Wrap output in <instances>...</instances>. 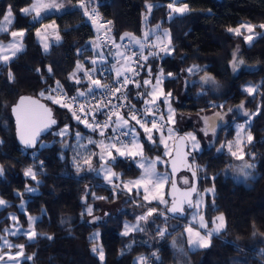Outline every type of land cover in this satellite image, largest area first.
Wrapping results in <instances>:
<instances>
[{"label": "trees", "instance_id": "obj_1", "mask_svg": "<svg viewBox=\"0 0 264 264\" xmlns=\"http://www.w3.org/2000/svg\"><path fill=\"white\" fill-rule=\"evenodd\" d=\"M72 2L79 8L38 21L34 13L25 15L21 11L32 6L33 0H0V23L9 8L15 18L9 32L0 33V41L9 40L12 31H25L24 50L10 63L0 64V166L4 169L0 174V198L8 203L0 209V235L11 225V214L18 215L23 226H27L29 217L38 218L33 241L25 236L14 238L24 246L22 264H138L136 259L140 257H145L146 264H175L177 261L172 243L182 234L188 214L186 218L168 216V206L140 202L141 194L116 190L95 172H88L86 168L78 170L69 159L73 136L77 133L98 136L100 130L86 127L74 118L73 110L47 99L49 94L58 96L59 93L51 92L57 81L69 95L87 87L83 79L77 83L70 78L79 62H84L86 68L92 67L89 60L93 51L86 46L102 31V27L94 28L86 21L81 12V5L86 4L110 25V29L106 25V34L115 58L117 47L110 41L109 31L118 42L125 33L143 40L149 28L159 26L160 32L169 30L173 51L163 57L150 54L158 47L148 50L147 63L138 79L140 86L129 90L137 106L145 105L146 95L138 96L147 93L144 78L156 76L162 69L166 75L172 73L173 78H167L164 86L174 97L185 83V98L180 108L185 114L226 113L244 105L246 112L254 116L249 128L252 140L245 145L246 161L253 165L249 168L253 175L247 184L237 183L225 175L230 156L226 151L217 152L222 142L233 135L235 117L220 128L212 147L192 154L197 195H202L201 213L209 224L223 214L226 228L222 235L213 238L209 248L188 252L187 256L192 264H264V29L260 27L264 24V0H182L179 3L189 7L188 13L171 19L168 5L173 0ZM148 4L153 6L150 11ZM52 21L57 25L60 41L45 52L36 31L43 23ZM244 23L254 26L258 34L250 45L244 38L245 30H241V35L227 31ZM149 38L156 40L151 34ZM129 46L140 48L132 43ZM238 48L244 66L250 69L234 74L231 62ZM193 65L199 70L187 74V69ZM205 76H211L213 82L203 84ZM249 87L255 89L251 94L246 91ZM41 92L45 95L41 96ZM22 95L46 102L59 121L35 150L22 148L16 138L11 107ZM162 110L159 104L157 113H163ZM130 122L135 125V121ZM62 127H67L68 132L57 135ZM138 130L145 151L150 156L163 155L164 148L158 142L148 141L144 131L139 127ZM102 137L108 142L111 131ZM152 137L158 140L157 135ZM115 156V162L109 163L124 181L140 176L141 171L131 158ZM29 167L36 173L35 180L24 174ZM28 188L36 189L37 193H29ZM23 202L25 212L20 209ZM99 203L108 206L120 203V210L93 225L91 218L101 214ZM91 207L95 214L87 212ZM149 209L155 211L141 224L142 231L128 236L122 234L125 223L137 221ZM161 230H164L163 236ZM96 231H100V236L93 239ZM93 247L102 248L103 261L92 251Z\"/></svg>", "mask_w": 264, "mask_h": 264}, {"label": "rangeland", "instance_id": "obj_2", "mask_svg": "<svg viewBox=\"0 0 264 264\" xmlns=\"http://www.w3.org/2000/svg\"><path fill=\"white\" fill-rule=\"evenodd\" d=\"M67 1L69 3H67ZM36 2H37V0H34L33 4H35ZM41 3L49 4V5H56L57 7L41 8L40 9V16L38 18L36 17V19L38 21H41L42 19H44V18H46L52 14H61V13L73 10V8H71V5H73L72 0H41ZM67 4H69V5L67 6ZM181 4L179 2H177V3H175L174 7H183L185 5V4L184 5H181ZM29 8H31V6ZM187 9L188 10L183 12V13H175L172 11V9H170L171 13H170L169 18L171 19L175 16L184 15V14L188 13V11H189L188 6H187ZM8 10H7V12H8ZM7 12L5 13V15L7 14ZM31 13H34L36 16V13L34 11ZM11 19H12V23L7 25L8 30L5 32H0V33L9 32V29L11 28V26L13 25V23L15 21L14 15H12ZM1 23H5L3 19L1 21ZM243 25H251V24L250 23H244ZM160 30L161 29L159 27L149 28L150 34L154 33L151 35H153L155 38H156V35L161 36L162 42H158L159 46H158L157 52L159 54L163 55V57H165L167 55H170L171 53L165 54L164 52L160 51L161 47L168 45V40L166 38H164V36H163V33L165 30H163L162 32H160ZM241 30H245L247 36L251 35L253 37L251 42L246 40L247 44H249V45L251 43H253V41L258 37V34L254 30L252 32H248L246 28H241L240 31ZM167 31L169 32L168 29H167ZM17 32H20V31H17ZM23 32H24V35L22 38L17 37V39L22 40V50L17 52L15 56H11L8 62L13 61L24 50L23 39L25 36V31H23ZM169 34H170V32H169ZM36 35H37L38 42L42 45L43 50L45 52H48L50 50V48L52 47V45L57 44L60 41V37L58 35L57 25L53 21L43 23L41 25V27H39V29L36 31ZM170 39H171V36H170ZM12 40H13V38L11 37L7 41H0V44L7 46L10 42H12ZM110 41L114 45H119L121 43H124L125 41H128L129 43H131L129 40V37H125L123 40L120 39V41H118V42L110 37ZM45 45H47V50H45ZM168 46H170L172 48L171 44ZM86 47L93 51V56L89 60L92 67L86 68L84 62H79L78 64L81 66V68H80V70H77V68H76V70H75L76 75L74 78H71V79L74 81L79 80V82L81 79H83L87 83V86L89 87V81L85 76V72H90L91 69L95 68L96 73L93 75V79H100L99 74H103L106 67L104 65L105 62L103 59V55H102L101 51L99 50L96 41L94 39L90 40L87 43ZM234 53H235V56L233 55L234 56L233 61L235 60L237 62L235 71L233 70V61L231 62V68H232V71L234 72V74H238L243 69H246V70L250 69L249 67L244 66L243 61L240 58V49L238 48ZM5 54H7V53H5ZM125 56H126L125 51H122V50L118 51V56L116 57V59L118 60V63L116 64V66L114 68L116 74L118 71L124 74L126 72V65L131 64L130 60L126 59ZM94 60L96 61L95 64L92 63V61H94ZM240 61H242V63H240ZM2 63H5V62L0 61V64H2ZM190 73H192V72L187 71V74H190ZM158 77H162V78H161V83L157 86L155 97H149L146 95L144 98H145V100H149V99L155 100V103L149 106V107H152V110H153V107H159V104H161L163 107V110H162L163 113H157L156 110H153L154 112H151L152 116H154L159 121H160L161 116H163V118H164L163 122L160 121V123L163 124L164 129H162V130L159 129V131H157V133H154V130H155L154 129L151 133L152 136L153 135L158 136V140H155L152 137L151 143L155 144L156 142H158V144H160L164 148L163 155L150 156L145 151V147H144V144H143L142 139H141V134H140V131L138 130L139 126H136L130 122V126H135L136 132L138 133V136H139V143L142 145L141 155L136 156L135 159L131 158L135 162L136 166L141 171L140 176L138 178L128 179V180L124 181L122 178V175L120 173L116 172L115 169L110 165L109 162L111 161V159L107 155V150L103 146H101L99 144V142L103 141L104 145H107V144H109V142L111 143V140L106 142V140L100 135V131H99L98 136H94L92 134L91 135L80 134L79 138L77 137V134H75L73 136L74 143H73L72 151L69 155V159L72 162V164L75 167H77L76 165L79 164L80 165L79 168H86L88 172H95L99 177L104 179V182L106 185L111 186L116 190L128 192L131 194H133L134 192H137L138 196H139V194H141L143 199L140 202H145L147 204L148 203H157V204L163 205L164 207L168 206V208H169V201H170L171 195L174 192V190H172V187H173L174 180H175L174 172L172 171L171 159L173 158V156L177 150L178 140L180 137L179 136L180 134L177 135V133H180V131H184V129H186V131L183 133L187 134L190 152L192 154H194L196 152H201L204 148L212 147L216 142L220 128L223 127L224 125L228 124V122H230L235 117L236 119L233 120V122H232V128H233L232 134L233 135L231 137H227L226 140H224L222 142L221 145H225V147L223 149H221V145H220L218 149H221V150L217 151V152L220 153L222 151H226L230 156L229 157V165H228L227 169L225 170V175L227 177L233 178L237 183H246L247 184L249 178H251V176L253 174L251 173L249 168L244 167L245 164H248L246 161L245 145L247 143H250V142H248L247 137H248V135H251L249 128H250V125H251V122H252V119L254 116L250 115L248 112H246L244 105H242V107H241V105H239L233 111H229L226 113L225 112L222 113V112L210 111V112L196 114V115L185 114L182 111V109L180 110L181 106L183 105V100L185 98V93H184L185 92L184 91L185 90V88H184L185 83L184 82H183V84H181V86L178 89L177 95L174 97L172 92H168L164 86L165 80L167 78H173V77L166 75L163 72L161 73V71H159L156 76H147L144 78V81L145 80L151 81V84H149V85L144 84L145 87L147 88L146 92L149 93L152 91L153 86L156 85V80ZM209 77L211 79H206ZM144 81H143V83H144ZM202 82H203V84H208L210 82L212 83L213 78L211 76H205L202 78ZM87 90H88V88H87ZM87 90L82 91V92L87 93ZM168 93H171V95L169 96ZM166 96H167V102H165ZM169 108L171 109V119H169ZM245 113H247V114H245ZM205 118H208L207 124L205 123ZM213 123L215 124V131H213L212 127H211V125ZM240 125H243L244 127H243V129L238 130V126H240ZM147 127H149V126H147ZM149 128H151V127H149ZM169 128H171L173 131V134L171 136L168 133ZM61 130H66L65 134L68 132L67 127L60 128L58 130V132H61ZM161 134L163 135V143H161V139H160ZM189 134H191V136ZM193 136L195 137V142H198L199 147H194V141L192 139ZM89 139L96 141L97 143H89L88 142ZM229 143H231V145H232V151H235L237 153V156L242 155L243 156L242 159H238L237 156L231 155V153L227 149V145ZM111 151H112L113 156L117 155V153L115 152V149H112ZM166 152H167V155L165 154ZM102 153L104 155L103 160L100 158ZM157 157H159L160 159L157 160ZM74 158H75V160H74ZM85 160H87L88 163H85ZM140 161H156L155 172L161 176H167L168 179L165 180L162 185L157 184L155 187H153V185L156 184L155 179H153L151 182H148L147 183V187H148L147 193L144 192L143 186H141L139 190H137V188L132 184H129L128 187L125 188L124 185L128 181H135V180L139 179L144 174V168H141L139 166ZM161 161H163V162H161ZM102 167H110L112 172L116 174L115 176L111 177L112 183H109L108 180L105 178L106 173L100 170ZM145 167H147V163H145ZM90 168L93 170H90ZM176 168L179 169L180 167H176ZM241 168H244L243 172H241V170H240ZM175 174H176V176L178 175L176 173V170H175ZM28 177H30V176H28ZM170 181H172V183ZM28 189H33V191H29ZM28 189H27V191L31 194L37 193V190L34 188H28ZM171 191H172V194H171ZM145 195L148 196L147 200L144 199ZM161 199L166 201V203H161L160 202ZM201 201H202V195L199 194L198 199L196 201V205H195L196 207L193 210L189 211L188 217L186 219L187 223L183 227V232H182L183 239H177L178 240L177 243L182 244V245L177 244L176 246L173 247L174 253H176L175 256H176L177 260H179L180 264H185L187 262L185 260L186 259L185 257H187V256H184V255H187L188 252L191 253V252H195L197 250H203V249L209 248L211 243H212L213 238L219 237L220 235H222L223 231L226 228V221H225V217L223 214H219L213 220L212 224H209V221L205 218V215L201 213L202 212L201 211V208H202ZM136 203H139V202H136ZM7 205H8V203H6V205L0 206V209L6 207ZM22 205H23V207H21ZM97 206L101 209V214H98L97 216H94L91 218V223L93 225L103 221L107 215H115L120 210V203H116V204L110 205V206L105 205L104 203H99ZM20 209L22 212H25V202H23L20 205ZM91 209H92V207H91ZM93 212H94V210L92 209L91 214H93ZM94 214H95V212H94ZM221 215L224 217V227L219 231V233H216L213 231V229H215L217 224L219 223L217 218L220 217ZM149 216H147V218ZM9 217L11 218V225L7 228L9 231H6L5 234L0 235V237H3L4 240H7L11 244L19 245L14 240V238H17L19 236L27 237L26 235H23L22 233L31 232L33 230L35 231V224L38 221V218L35 217L36 221L33 225L30 226L29 219H28L27 226H23L18 219V215L11 214ZM12 217H15L16 220H13ZM146 220H139L138 219L137 221H135L133 223H131V222L125 223V225L126 224L129 225V230H127V234H125L126 229H125V225H124V229L122 231V234L125 236H128L131 233L139 231L137 229L131 228V226L138 224L141 228V224ZM201 220L206 225V227H201ZM188 227H192L194 229L193 233L189 234L186 231V228H188ZM196 232H199L201 236H205L210 241V244L208 247H197V246L190 244L188 242L190 237L193 240L198 239V237L195 235ZM209 232H212L211 236H207V233H209ZM12 233H16V234L13 235ZM35 233H36V231H35ZM99 236H100V231L99 232L96 231L93 234V239H98ZM35 237H36V235L32 239H29L28 237L27 238L29 241H33L35 239ZM4 240H0V255H4L6 253L15 255L18 251H20V249H18V248H8L7 245L4 244ZM23 252H24V247H23ZM17 259L19 260V264H22V262L24 261V256L18 257ZM5 262H6V264H16V261L9 260L7 255H5V259L3 261H0V264H5ZM136 263L146 264V259H144L143 261H140L139 258H137Z\"/></svg>", "mask_w": 264, "mask_h": 264}, {"label": "snow or ice", "instance_id": "obj_3", "mask_svg": "<svg viewBox=\"0 0 264 264\" xmlns=\"http://www.w3.org/2000/svg\"><path fill=\"white\" fill-rule=\"evenodd\" d=\"M176 0H173L172 4H169L168 7L170 9H172L173 12L175 13H183L185 11H187V5H184L183 7H174ZM83 6V5H82ZM51 7H57L56 5H49V4H43L41 3V0H37V2L35 4H33L31 6V8H25L22 9L21 11L25 14L28 15L31 12H35L36 13V17L38 18L40 16V9L41 8H51ZM153 6L151 4L147 5L148 10L150 11L151 8ZM12 11L11 8H9L7 14L3 17V20L5 23H0V32H5L7 31V25L12 23ZM85 15H88L87 10H85ZM93 15H98V13H95V10H93ZM91 19V17H89ZM145 19H147V17H145ZM93 23H95V20H93ZM108 23H111L110 21ZM159 27V26H157ZM253 27L251 25H241L238 28H228L227 31H229L230 33H233L235 35H241V28H246L248 32H252L253 31ZM260 27L262 29H264V24L260 25ZM154 34V33H151ZM11 37L13 38L12 42H10L7 46L0 44V61H3L5 63H7L10 59L11 56H15L17 52L22 50V40L21 39H17V37L22 38L24 35L23 31L17 32V31H12L10 33ZM150 36V32H144L143 34V40L140 38H136L134 36H132L129 33H125L124 36L121 37V40H123L125 37H129L130 38V42H134L135 44L140 46V53L142 54L144 51V48L146 47V42L148 41ZM164 38H166L168 40V45L171 44V40H170V34L167 30L164 31L163 33ZM247 41L251 42V40L253 39V37L251 35L245 36L244 37ZM156 41L157 42H162L161 40V36L156 35ZM164 46L160 48V51L164 52L165 54H169L171 53V51H173V49L170 46ZM159 43L152 45V47H158ZM117 48L120 47V45H116ZM45 50H47V45H45ZM7 53V54H5ZM152 55H159V53H150ZM133 55H136V53H133ZM233 55L235 56V53H233ZM142 59L147 60L146 56H142ZM93 64L96 63V61H92ZM135 63L140 66L143 67V65H139V61H135ZM236 61H233V70L235 71L236 69ZM240 63H242V61H240ZM81 66L78 64L77 65V70H80ZM194 70H199L198 66L193 65L191 68L187 69L188 72H193ZM49 73L52 72L51 67L48 68ZM150 69H149V73H150ZM162 69H161V73H162ZM96 73V69L93 68L90 70V72H85V76L89 81V87L87 90V93L85 92H78V95L76 97H67V101L68 102H63L61 98H59L58 96H54L49 94L47 96V99L51 100L53 103L60 105L61 107H65L68 108L70 111H72V104L76 103L78 101V97H84V96H92L93 98H95V94L97 91H102V94L106 97V99L103 101L104 106L108 107L109 105H111V109L109 113H105V115L108 116V119L103 123L100 124L99 122H96L94 124H89L87 122V119H81L80 115L77 114L78 112L84 113L85 112V108L83 103H79L78 107H77V111H73V116L75 119H77L78 121L82 122L85 124L86 127L91 128L93 131H96L97 129L100 130V135L103 136L104 135V130L108 127H111V125L115 124V128H113V132H117L119 131V135L117 136H113L110 137L109 139L112 141L111 143L104 145L103 141H100L99 144L101 146H103L106 150H107V155L108 157L111 159L112 162H115V160L117 159V156H113L112 155V149H115V152L117 153V155L119 157H130L135 159L136 156L141 155V151H142V145L139 143V136L138 133L136 132V128L135 126H130V121H135V125H138L141 129H143L144 133L146 134V139L148 141H152V131L155 129L157 131H159L158 128V122L155 118H153L152 120H147V119H143L142 117L147 114L150 111V105L155 103L154 99H149V100H145V107L143 109V112L141 113V117H138L136 112L137 110L135 109L134 105L129 104L128 105V113L127 116H123L119 113L118 108L123 107V105H113L112 104V99L111 98H107L109 97V94L112 97H115L117 100H121V99H127L126 95H122V96H116V93H120L121 89L124 87V85H126L130 78L127 75H124L121 72H117V86L116 87H109L107 85H102L101 81L99 79H93V75ZM138 74V73H135ZM76 75V73L74 72L73 74H71L70 78H74ZM169 76L172 75V73H168ZM122 77V78H121ZM10 78H11V74H10ZM161 78L162 77H158L156 80V85L153 86L152 91L146 94H138V96L141 95H147L149 97H155L156 95V90H157V86L161 83ZM206 79H211L206 78ZM77 83H79V80L76 81ZM145 85H149L151 84V81L149 80H145L144 81ZM140 85L137 83V87H139ZM246 91L248 93H252L255 91V89L253 87H249L246 89ZM52 93H62V85H60L59 81L56 82V87L51 89ZM41 96H44L45 94L43 92L40 93ZM168 95L170 96L171 93H168ZM64 96H66V94H64ZM25 99H30V98H21L20 103L23 104V101ZM165 102H167V96L165 97ZM33 104L37 105V109L34 110L33 112L30 113H18L17 115V125H18V130L20 131V140L23 144H25L26 146L29 147H34L35 146V140L36 137L40 134L41 131L43 130H47L51 125L56 124V120L51 118V109L47 108L44 105L38 104L37 101H33ZM19 107V105L17 106ZM242 107V105H241ZM17 109H14V111H16ZM97 111H102V109L100 108L99 104L96 107ZM231 111V109H230ZM90 113H85V116L89 115ZM247 114V113H245ZM112 116H115L116 119L112 120ZM92 119L93 121H95V116L92 115ZM163 116L160 117V121L163 122ZM169 119H171V109L169 108ZM222 119V118H221ZM208 122V118H205V123L207 124ZM147 124H151V128L147 127ZM212 130L215 131V124L213 123L211 125ZM243 125L238 126V130L239 129H243ZM30 129V135L25 137V135L23 134V130L24 129ZM66 130H61V132L56 133L57 135H64ZM168 133L171 136L173 134V131L171 128L168 129ZM191 136V134H189ZM120 136H125V137H130L129 141L127 143H125L124 141H122L120 139ZM77 137H80V133H77ZM161 143H163V135L161 134ZM193 141H194V147H199L198 142H195V137H192ZM248 142H251L252 137L251 135H248L247 137ZM89 143H97L96 141H93L91 139H89L88 141ZM117 144L120 145V147H117ZM225 147V145H221V149H223ZM221 149H218L217 151H220ZM227 149L228 151L231 153V155L233 156H237V153L235 151H232V145L231 143H229L227 145ZM167 155V152L165 153ZM100 158L103 160L104 159V155L103 153L101 154ZM238 159H242L243 156H237ZM160 158L157 157V160H159ZM75 160V158H74ZM163 162V161H161ZM85 163H88L87 160H85ZM145 163H147V167H145ZM155 164L156 161H140L139 162V166L141 168H144V174L137 180L135 181H128L124 187L127 188L129 184L134 185L137 190L140 189L141 186H143L144 188V192L147 193L148 192V187H147V183L151 182L153 179H155L156 184L153 185V187H155L157 184L162 185L163 182L165 180L168 179L167 176H161L159 174H157L155 172ZM175 161H173V171L175 170L174 167ZM78 170L80 165L77 164L76 165ZM245 168H251L253 167V165L251 164H245L244 166ZM3 166H0V174L3 173ZM90 170H93L90 168ZM101 171L106 173L105 178L108 180L109 183H112V176H115L116 174L112 172L110 167H102L100 169ZM241 172L244 171V168L240 169ZM25 176H30L33 180L36 179V173L33 171V169L31 167L27 168L24 172ZM185 183H187V181H185ZM173 187H175L173 185ZM29 191H33V189H28ZM130 190V189H129ZM193 191H195V189H193ZM155 198V197H154ZM99 199H104V197H99ZM144 199L147 200L148 196L145 195ZM161 203H166V201H164L163 199L160 200ZM6 201H4L3 199H0V206L2 205H6ZM189 206L191 207V203L189 202ZM23 207V205L21 206ZM88 213L91 214L92 209L88 208ZM155 211V209H149L148 212L146 213V215L139 217V220H146L147 216L151 215L153 212ZM169 211L172 212H182L183 209L179 208L177 206V204L175 203V201H173L172 207L169 209ZM195 218V217H194ZM13 220H16L15 217H12ZM217 220L219 221V223L217 224L216 228L213 229L214 232L219 233V231L224 227V217L221 215L220 217L217 218ZM36 221L35 217H29V224L30 226L33 225ZM201 227H206V225L203 223V221L201 220ZM131 228L137 229V230H143L140 228V226L138 224L136 225H132ZM125 229H126V233L127 234V230H129V225H125ZM5 231H9L8 229H5ZM19 231V230H18ZM186 231L191 234L193 233L194 229L192 227H188L186 228ZM13 235H15L16 233H12ZM23 235H26L29 239H32L36 233L35 231H31V232H24L22 233ZM160 235L163 236L164 235V230L160 231ZM195 235L198 237V239H191V237L189 238V243L193 244L197 247H208L210 244V241L205 237V236H201L199 232H196ZM212 232L207 233V236H211ZM51 238V237H49ZM0 240H4L3 237H0ZM4 244L7 245L8 248H18L20 249V251H18L15 255L12 254H4V255H0V261H3L5 259V255L8 256L9 260H14L16 261V264H19V260L17 259L18 257H22L24 256V252H23V245H14L9 243L7 240H4ZM92 251L94 253H97L99 255V258L101 261H103L104 259V253L102 248L101 249H97L96 247H93ZM153 255H155V253H153ZM27 259H31V257H26ZM145 258L144 257H140L139 260L143 261ZM6 264V262H5Z\"/></svg>", "mask_w": 264, "mask_h": 264}, {"label": "built area", "instance_id": "obj_4", "mask_svg": "<svg viewBox=\"0 0 264 264\" xmlns=\"http://www.w3.org/2000/svg\"><path fill=\"white\" fill-rule=\"evenodd\" d=\"M85 10H87L88 15H85ZM93 10L95 9H89L86 4L81 5V12L86 18V21L91 24L94 28L97 27H102V31L98 33L95 37V41L98 45L99 50L103 54L105 64H106V69L104 70V73L101 74V78L99 79L101 81L102 85H107L109 87H116L117 86V74L114 70L116 64L118 63V60L115 58V56L111 53V49L113 48V45H111L108 41L107 34H106V23L103 21L100 13L95 10V13H98V15H93ZM91 17V19L89 18ZM93 20H95V23H93ZM157 44V41L153 38H149L148 41L146 42V47L144 48L143 53H140V48H131L129 46L128 42H124L119 44L120 48L125 51L126 56L125 58L130 60L131 64L126 65V72L124 75H127L130 80L129 82L124 85V87L121 89L120 93H116V96H122L126 95L127 99H121L117 100L115 97H112L109 94V97L112 99V104L113 105H123V107L118 108V111L121 115H124V113H128V105H134L135 109L137 110L136 114L138 117H141V113L143 112V109L145 105L139 107L137 106L130 98L129 95V90L131 87L136 86L138 83V79L142 75V70L144 65L147 63V60L142 59V56L147 57V51H152L156 49L157 47H152V45ZM133 53H136V55H133ZM135 61H139V65H143V67L138 66ZM129 62V63H130ZM138 73V74H135ZM122 78V77H121ZM82 92V91H80ZM66 94V96H64ZM78 93L74 95H69L66 91L62 90V93L58 94V97L61 98L62 103L63 102H68L67 97H76ZM106 99V97L102 94V91H97L95 94V98L92 96H84V97H78V101L76 103L72 104V110L77 111V107L79 103H83L85 112L81 113L77 111V114L80 115L81 119H87V122L90 123H96L99 122L100 124H103L107 119L108 116L105 115V113H109L111 109V105L108 107L104 106L103 101ZM99 104L100 108L102 111H97L96 107ZM156 108V109H155ZM153 110H158V107H153ZM152 110V107H150V111L145 114L142 118L147 119V120H152L155 118L152 116L151 112H154ZM85 113H90L89 115L85 116ZM92 115L95 116V121L92 119ZM116 117L112 116V120H115ZM156 119V118H155ZM157 120V119H156ZM158 122V128L160 130L164 129V126L162 123H160L159 120ZM82 123V122H81ZM84 124V123H82ZM85 125V124H84ZM147 126L151 127V124H147ZM113 128H115V124L111 125V127H108L104 130V133H107L108 131H111V137L119 135V131L113 132ZM120 139L127 143L130 139V137H125V136H120ZM117 147H120L119 144H117ZM200 194V193H199ZM202 201H201V206H202Z\"/></svg>", "mask_w": 264, "mask_h": 264}, {"label": "flooded vegetation", "instance_id": "obj_5", "mask_svg": "<svg viewBox=\"0 0 264 264\" xmlns=\"http://www.w3.org/2000/svg\"><path fill=\"white\" fill-rule=\"evenodd\" d=\"M180 144V155L178 156L174 167V186L172 190H174L173 194L171 195V199L169 201V206H172L173 201L177 204L179 208H182V212H175L174 214L181 218L184 215H187L189 211H191L192 206L194 205L193 209L196 207V201L198 199V195L196 194V178L195 172L193 169V156L190 152V149L187 148L185 142H179ZM176 167H180L179 169ZM173 170V165H172ZM182 172V173H181ZM187 181V183H185ZM195 189V191H193ZM172 193V191H171ZM189 202L191 203V207L189 206Z\"/></svg>", "mask_w": 264, "mask_h": 264}, {"label": "water", "instance_id": "obj_6", "mask_svg": "<svg viewBox=\"0 0 264 264\" xmlns=\"http://www.w3.org/2000/svg\"><path fill=\"white\" fill-rule=\"evenodd\" d=\"M219 1H221V0H219ZM22 97H24V98H30V99H25L23 101V104H21L20 101H21V98ZM33 101H37L38 104H41V105L46 106L47 108H50L51 109V118L56 120V124L51 125L47 130L41 131L40 134L36 137L35 146L34 147H29V146H26L25 144H23L21 142V140H20V131L18 130V125H17V115H18V113H21V114L22 113H30V112H33L34 110H36L37 109V105L36 104H33ZM18 105H19V107H17ZM14 109H17V110L14 111ZM11 113H12V116H13L14 122H15V132H16L17 141H18L19 145L22 148L26 149V150H35L40 145V143L42 142L43 138L46 137L50 132H52L53 129H55L59 125V121H58V119L55 116L54 110L46 102H44L43 100H41V99H39L37 97H33V96H29V95H22V96H20L18 98L17 102L11 107ZM30 132H31V130L30 129H27V128L23 130V134L25 135V137L29 136L30 135ZM179 142H185V141L184 140H180V139L178 140L177 150H176L173 158L171 159V165H173V161L176 162L178 156L180 155V147H179L180 144H179ZM185 144L187 145V148H189V143L185 142ZM190 155H192V154H190ZM196 194H198V183H197V179H196ZM171 207L172 206H169V208L167 210V215L168 216H176L174 214V212L169 211V209ZM193 207H194V205L192 206L191 210H193ZM186 216L187 215H184L181 218H186Z\"/></svg>", "mask_w": 264, "mask_h": 264}, {"label": "crops", "instance_id": "obj_7", "mask_svg": "<svg viewBox=\"0 0 264 264\" xmlns=\"http://www.w3.org/2000/svg\"><path fill=\"white\" fill-rule=\"evenodd\" d=\"M180 1H182V0H180ZM179 0H176V2L175 3H177V2H180ZM33 3H34V0H33ZM67 3H69L68 1H67ZM172 4V3H171ZM69 4H67V6H68ZM175 5V4H174ZM181 5H184V4H181ZM65 8V7H64ZM67 8V7H66ZM71 8H73V9H77V8H79V5L78 4H73V5H71ZM67 10V9H66ZM109 27V29H110V25L108 24L107 25V28ZM109 34H108V37L110 38H112V35H111V31H109L108 32ZM129 40H130V38H129ZM132 43V45L133 46H136V47H139V45H137V44H135L134 42H131ZM119 48H117V56H118V51H121L120 49L118 50ZM157 50H158V48H157ZM157 50H155L154 51V53H157ZM8 63H10V62H7V63H2V64H8ZM87 88H88V86L86 87V89H84L83 91H85V90H87ZM180 134V135H179ZM177 135H179L180 137H179V139L180 140H184L185 142H187V143H189L188 142V137H187V134L186 133H177ZM177 239H183V236H182V234L181 235H179V236H177L176 238H175V240L173 241V243H172V249H173V247L174 246H176L178 243H177ZM184 241V240H183ZM178 245H182V244H178ZM173 252H174V249H173ZM174 254H176V253H174ZM184 256H187V255H184ZM176 257V256H175ZM186 259V263L185 264H192V262L189 260V258H188V256L187 257H185ZM175 264H180L179 263V260H177L176 261V263Z\"/></svg>", "mask_w": 264, "mask_h": 264}]
</instances>
